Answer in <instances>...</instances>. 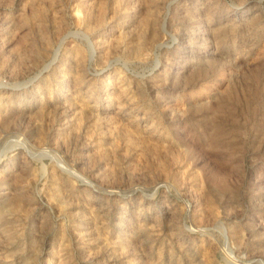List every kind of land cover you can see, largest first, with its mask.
<instances>
[{"label":"rangeland","instance_id":"1","mask_svg":"<svg viewBox=\"0 0 264 264\" xmlns=\"http://www.w3.org/2000/svg\"><path fill=\"white\" fill-rule=\"evenodd\" d=\"M0 264H264V0H0Z\"/></svg>","mask_w":264,"mask_h":264}]
</instances>
